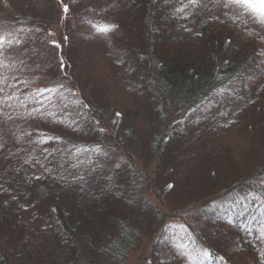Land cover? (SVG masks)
<instances>
[{
	"label": "rangeland",
	"instance_id": "1",
	"mask_svg": "<svg viewBox=\"0 0 264 264\" xmlns=\"http://www.w3.org/2000/svg\"><path fill=\"white\" fill-rule=\"evenodd\" d=\"M137 1L141 0H125L126 8L117 11L118 3L123 6V1L0 0V36L20 40V44L13 43L0 56V61L7 65L0 66L3 81L0 87L4 89L0 92V144L3 145L0 171L11 162H26L38 152L45 159L52 153L57 163H70L71 168L78 165L83 171L99 169L101 179L109 174L115 183L126 185L129 190L121 195L126 198L116 203V213L111 218L114 227L107 224L108 231L116 233L109 242L114 239L116 244L119 242L122 252L118 254L110 247L109 252L93 257V264H155L150 255L152 248H159L157 254L166 260L173 258L163 264H241L233 251V238L241 235V231L248 232L247 236L254 235L264 254V118L257 116L249 124L237 119V124L221 128L220 120L225 124L236 121L232 108L244 98L225 91L215 93L194 110L189 108L180 113L178 103L185 94L165 89L157 57L149 49V35L138 27L142 19L137 17ZM148 1L154 7L159 4L169 7L174 1L171 6L174 12L188 2ZM224 2L199 0L198 7L189 5L185 9L190 13L185 20L194 22L231 13L244 19L247 27L264 34V23L256 13L236 4L224 7ZM64 5L68 6L67 14L63 12ZM106 6L110 7L108 11ZM145 6L144 3V8H139ZM155 11L156 8L153 14ZM120 13L126 14V24L118 27L115 22ZM76 18L83 21L78 23ZM193 22L192 28L198 30L197 22ZM105 25L115 28L101 33L94 27ZM87 32L90 37L86 36ZM50 41H56L59 47ZM112 45H123L118 49L123 48L132 56L141 49L143 69L139 73L135 70L134 78L130 77L131 69L137 62L131 56L120 70L114 71L127 85L140 79L141 94L113 81L114 75L104 60L107 57L100 56ZM249 70V77H256V81L252 80L256 89L261 71L258 66ZM54 81L65 87L55 93L44 91L43 97L38 95L40 90L58 87ZM239 84L237 87L241 89ZM5 96L12 99L5 103ZM37 99L43 100L42 110L56 111L63 123H52L51 117L48 120L29 117L27 112L38 107ZM117 112L121 113L119 118ZM246 117L253 119L250 115ZM40 133L47 134V141L33 143L41 139ZM52 140L57 142L51 149L47 143H53ZM48 168L53 169L54 165ZM169 184L173 187L168 188ZM234 194L253 201L251 208L257 206L259 216L247 222V227L237 223L233 228H221L220 223L218 229L207 212L213 207L219 210L217 217H213L216 223L236 222L242 213L227 205L238 197ZM211 199L216 203L207 207L206 202ZM222 210L228 211L229 216L220 217ZM117 225L119 231L115 229ZM131 228L136 231L134 234ZM165 229H173L174 243L160 241ZM184 229L187 235H182ZM89 238L94 241L89 246L99 242L91 234ZM90 249L94 255L98 252ZM220 253L226 257L225 261L219 258Z\"/></svg>",
	"mask_w": 264,
	"mask_h": 264
},
{
	"label": "trees",
	"instance_id": "2",
	"mask_svg": "<svg viewBox=\"0 0 264 264\" xmlns=\"http://www.w3.org/2000/svg\"><path fill=\"white\" fill-rule=\"evenodd\" d=\"M121 1L125 4L122 2L123 6H120L118 3L117 11L126 8L125 0H119ZM147 1H137L141 8H144V3L146 5V10L138 7L137 17L142 19L138 27L149 35V49L157 57L165 89L178 91L186 96H181L182 101L178 103L179 112L184 113L189 108L194 110L215 93L225 91L235 97L244 95V98L238 100L239 105L232 108L236 121L225 124L224 120H220L222 124L218 125L221 128H224V125L237 124V119L242 124H249L253 123L257 116L264 118L263 31L247 27L244 19L231 13L194 21L199 26L198 30H194L191 24L193 20L189 22L182 18V13L171 11L174 1L173 4L169 1L171 4L169 7H164L162 2V5L154 7L151 1L148 3ZM106 7L108 11L110 7ZM155 8L153 14L152 10ZM76 19L78 23L83 21L81 18ZM104 20V15H101V21ZM125 22L126 14L120 13L115 23H118L119 27L125 26ZM115 25L117 27V24ZM185 28L190 31H185ZM240 30L246 31L247 34ZM86 36L90 37L89 32ZM78 37L82 38L83 35ZM119 46L123 45L106 47L100 56L107 57L104 60L108 62L106 65L111 70V75H114L113 81L125 85L126 90L141 94L143 90L140 79L132 80L127 85L128 82L123 83L114 71L120 70L122 63L131 56L137 62L131 69L130 77L134 78L136 76L134 71L139 73L143 69L142 51L139 48L137 49L139 52H136L138 55L132 56L123 48L118 49ZM257 66L261 76L257 77L258 86L255 89L252 80L256 81V77H249L247 73L249 69ZM237 82L240 83V87L242 86L241 89H238ZM249 115L253 117L252 120L246 117ZM52 141L53 143H47L51 149L57 142ZM49 156L45 159L43 154L38 152V155L26 162L24 160L11 162L0 171V264H93V257L107 253L110 247L115 248L118 254L122 252L119 242L116 244L115 239L109 242L116 233L109 232L107 224L114 227L111 218L116 213V203H120V199L125 200L126 196L121 195L129 188L115 183L113 176L109 174L101 179L98 175L101 172L99 169L83 171L78 165L71 168L70 163L54 161L52 153ZM37 159L40 161L39 164L36 163ZM53 165V169L48 168ZM45 168L50 171H44ZM36 176L40 179H35ZM133 185L137 183L134 182ZM77 186L79 188H76ZM242 194H234L239 200L236 197L227 204L242 213L236 222L220 220L216 223L213 217H217L218 209L215 207L208 209L210 213L207 214L212 215L211 221L212 224H216L215 227L219 229L220 223L221 228L223 226L233 228L237 223L247 227V222L256 220V215L259 216L257 206L253 210L251 208L254 205L253 201ZM206 203L209 207L216 201L211 199ZM220 212L222 218L229 216L228 211ZM119 228L120 225H117L115 229L119 231ZM135 232L131 228V234ZM172 232L173 229H165L160 235V241L165 243L169 240L174 243L176 237L171 235ZM181 233L187 235L186 229ZM240 233L241 235L237 234L233 238L235 241L233 251L241 260V264H264V254L260 252L254 235L251 237L247 236L248 232ZM90 234L92 239L97 237L96 240L99 241L94 246H89L94 242L90 241ZM121 234L123 242L124 232ZM90 247L99 253L92 254ZM160 251L159 248L158 250L152 248L150 255L155 264L173 260V258L166 260L161 254H157ZM220 254L219 258L225 261L224 254Z\"/></svg>",
	"mask_w": 264,
	"mask_h": 264
},
{
	"label": "snow or ice",
	"instance_id": "3",
	"mask_svg": "<svg viewBox=\"0 0 264 264\" xmlns=\"http://www.w3.org/2000/svg\"><path fill=\"white\" fill-rule=\"evenodd\" d=\"M169 0H165V3H168ZM232 4H236L239 5L240 7H243L245 9L251 10L253 13H256L259 18H260V22L264 23V0H225V2L223 3L224 7H229ZM189 5H191L193 8L198 7L199 6V0H188V2L186 4H182L180 7H178L176 9L177 13H183V17L182 18H187L188 15H190L189 12H186L185 9H187L189 7ZM68 6L64 5L63 6V12L65 14H67L68 12ZM96 28L97 31L101 32V33H107L112 31L115 26L114 25H105V26H94ZM185 31H190L189 29L185 28ZM13 43L15 44H20V40L17 38H9L7 35L4 36H0V56H2L4 54V51L9 48L10 46L13 45ZM50 43H52L55 47H59V44L56 43V41H50ZM230 43V42H229ZM264 54V53H262ZM0 66L3 67H7V65H4L2 61H0ZM61 67H63V61H61ZM4 79L6 80V77H4ZM3 81L0 80V84H2ZM53 83L58 84V87H49L43 90H40L38 95L43 97V93L44 91H48V92H52L55 93L59 90V88H63L65 87V85L63 83H60L58 81H54ZM14 87V85H13ZM3 88L0 87V92H3ZM12 99V97L10 96H5L3 98V102H7L8 100ZM44 99H50L49 97H44ZM35 103L38 105V107L34 108L31 111L27 112V115L33 119H39V120H48L49 117H51V121L52 123H63V121L59 120L57 117V113L56 111L53 110H42L44 109V103L43 100L41 99H37L35 100ZM21 104L23 105L24 102L21 101ZM56 106L53 105V108H55ZM116 117L119 118L121 116V113L117 112ZM116 120H113V123H116ZM101 131H104V129H101ZM29 135H31V133H29ZM41 139L39 141H33V143H45L48 139V136L46 133H40ZM0 148H3V145L0 144ZM46 151V149H45ZM36 163L39 164L40 161L37 159ZM117 167H119V165H117ZM44 171H50L49 169L45 168ZM35 179L39 180L40 177L36 176ZM81 179H83L81 177ZM168 188H172L173 185L169 184L167 186ZM6 191V189H5ZM207 255V253H205Z\"/></svg>",
	"mask_w": 264,
	"mask_h": 264
}]
</instances>
